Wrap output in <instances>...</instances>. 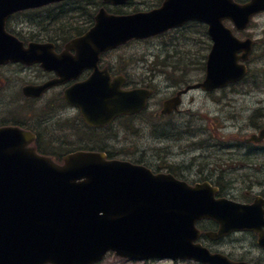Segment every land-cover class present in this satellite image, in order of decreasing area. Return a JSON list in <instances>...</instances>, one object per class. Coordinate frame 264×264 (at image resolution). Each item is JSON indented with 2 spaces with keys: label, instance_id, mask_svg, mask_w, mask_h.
<instances>
[{
  "label": "water",
  "instance_id": "obj_1",
  "mask_svg": "<svg viewBox=\"0 0 264 264\" xmlns=\"http://www.w3.org/2000/svg\"><path fill=\"white\" fill-rule=\"evenodd\" d=\"M55 1L60 0H0V63L41 62L61 76L25 87L27 95H41L52 85L77 77L84 68L95 66L103 51L190 19L209 24L215 46L205 82L186 91L200 86L210 90L246 74V67L236 65L232 58L240 46L220 21L228 16L245 27L250 16L221 13L223 7L232 5L231 0H166L160 9L130 15L110 14L102 8L96 24L67 45L76 50V56L67 50L57 54L52 43L25 47L7 33L6 22L12 14ZM106 1L123 4L128 0ZM262 9L264 0H252L241 8L251 14ZM109 80L98 71L66 91L67 101L80 106L91 125H106L118 115L135 114L146 107L149 90H123L122 77ZM177 103L178 97L166 101L164 112ZM263 137L264 129L253 138ZM33 139L31 132L19 127L0 129V264H93L110 250L132 259L248 264L213 254L195 242L201 234L196 222L204 218L220 225L217 232L209 233L213 238L253 229L264 246V214L258 201L249 205L216 199L218 190L208 182L193 186L171 173L155 174L142 165L107 159L101 152L79 151L59 164L40 155L30 145Z\"/></svg>",
  "mask_w": 264,
  "mask_h": 264
},
{
  "label": "rangeland",
  "instance_id": "obj_2",
  "mask_svg": "<svg viewBox=\"0 0 264 264\" xmlns=\"http://www.w3.org/2000/svg\"><path fill=\"white\" fill-rule=\"evenodd\" d=\"M80 2L49 5L19 13L11 19L10 26L28 40H55L62 47L71 37L93 25L95 13L104 5L101 0ZM160 2L131 0L126 6H105L108 11L131 13L159 6ZM61 9V13H57ZM246 33L264 43V12L254 18L252 27ZM262 43L255 47L250 63L253 70L245 81L211 93L202 89L190 90L183 95L178 110L166 118H159L156 111L163 108L164 100L185 84L204 78L205 61L211 47L206 26L191 22L160 36L131 41L107 53L105 61L112 65L114 72L126 74L128 88L157 86L145 113L132 118L120 117L109 127L94 131L84 123L78 108L65 103L62 96L64 87H56L48 91L40 102H34L31 127L41 134L42 147L47 151L66 153L80 148L104 149L116 158L144 164L156 171L172 169L193 183L205 177L214 180L223 170L230 180L224 185L227 196L252 202L256 194L264 191V149H259L261 146L256 149L252 144L234 146L235 139L230 141L221 137L231 134L242 136L257 131L255 126H251L253 122L249 115L260 107L262 110L257 113L254 122L263 124L260 121L264 120ZM156 66L158 68L154 73L152 69ZM10 73L13 85L9 91L2 89L7 102L11 92L19 95L21 86L39 83L49 76L36 68H28L18 73L14 69L3 71V78ZM23 101L20 98L17 103L1 102L0 117L12 114L24 120L28 106ZM76 131L79 138H75ZM222 142L231 145L221 147L218 143ZM202 224L213 228L208 222ZM203 241L212 250L228 254L236 260L264 264V249L258 245L254 233L238 232L218 241L208 238ZM147 263L196 264L191 260L135 261L113 253L98 264Z\"/></svg>",
  "mask_w": 264,
  "mask_h": 264
},
{
  "label": "flooded vegetation",
  "instance_id": "obj_3",
  "mask_svg": "<svg viewBox=\"0 0 264 264\" xmlns=\"http://www.w3.org/2000/svg\"><path fill=\"white\" fill-rule=\"evenodd\" d=\"M237 1L238 2H241V3H245V2H247L249 0H237ZM57 45L59 46V42L58 41H57ZM36 66L37 65L26 66V65H24L22 63H9V64H6V65H0V84H2V85H0V103L3 102V101H5L6 104L7 103H15V102L17 103L18 101H20V98H22L24 100L23 102H27L26 104L28 106L27 115L25 116L24 120H22L20 117H13L12 114H9L8 116H5L4 115V116H1L0 117V126L1 125H4V124L14 123V124H22V125H25L28 128H30V129L33 128V127H31L32 121H33V118H34V105L33 104H34V102H40L39 100H41L42 98L32 99V98L24 97L23 94L21 95L19 90L22 91V87L24 86L23 85V86H21V89H18L19 95L16 92H11L10 93L11 97L9 96V101L7 102L5 100L4 92L2 91V89L5 92L6 91H9L10 88H11V86L13 85V82L14 81L12 82V79H11V74L12 73L6 75L3 78L2 72L3 71L4 72H8V71H11V70L14 69L16 71V73H18L19 71H22L24 69L33 68V67H36ZM104 67H106L108 69V71L112 75H115V74L119 73V71H117V73L113 71V67H112V65L110 63H106V61H101L100 68L103 69ZM91 73H92V70H90V69L85 70V72L82 75V78L84 79V78L88 77ZM48 74H49L48 77H54V74L53 73H50L49 72V73H47V75ZM16 89H15V91H16ZM101 129H104V128H101ZM37 135H38V138H40V134H37ZM234 135H236V134H234ZM75 138H79L78 137V134H77V131L75 132ZM230 139H231V141L235 139L236 144H239V143H241V141H244L245 140V138H243L242 136H231ZM257 145L264 146V140L261 143L257 144ZM220 185H222L221 182H220ZM260 195L264 197V191H262L260 193Z\"/></svg>",
  "mask_w": 264,
  "mask_h": 264
},
{
  "label": "trees",
  "instance_id": "obj_4",
  "mask_svg": "<svg viewBox=\"0 0 264 264\" xmlns=\"http://www.w3.org/2000/svg\"><path fill=\"white\" fill-rule=\"evenodd\" d=\"M61 11H62V9L61 10H58L57 13H61ZM220 171L222 172L223 170H220ZM222 175L225 176V174H223V172H222ZM221 179L224 180V177H222Z\"/></svg>",
  "mask_w": 264,
  "mask_h": 264
},
{
  "label": "bare ground",
  "instance_id": "obj_5",
  "mask_svg": "<svg viewBox=\"0 0 264 264\" xmlns=\"http://www.w3.org/2000/svg\"><path fill=\"white\" fill-rule=\"evenodd\" d=\"M22 41H23V42H25V39H24V38H22Z\"/></svg>",
  "mask_w": 264,
  "mask_h": 264
}]
</instances>
